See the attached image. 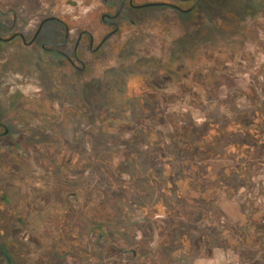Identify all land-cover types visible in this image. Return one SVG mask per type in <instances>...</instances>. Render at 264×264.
Instances as JSON below:
<instances>
[{
    "label": "rangeland",
    "instance_id": "rangeland-1",
    "mask_svg": "<svg viewBox=\"0 0 264 264\" xmlns=\"http://www.w3.org/2000/svg\"><path fill=\"white\" fill-rule=\"evenodd\" d=\"M120 1L0 0V22L100 38ZM243 1L214 20L126 9L104 53L82 50L85 75L0 43L1 116L23 141L0 143L13 264H264V0Z\"/></svg>",
    "mask_w": 264,
    "mask_h": 264
},
{
    "label": "flooded vegetation",
    "instance_id": "flooded-vegetation-1",
    "mask_svg": "<svg viewBox=\"0 0 264 264\" xmlns=\"http://www.w3.org/2000/svg\"><path fill=\"white\" fill-rule=\"evenodd\" d=\"M205 2L206 0H173V2L158 1L138 4L137 0H121L115 13H104L101 15V22L104 29L107 28L105 34L99 38L91 31L84 29L79 32L74 42L73 38H70L69 24L61 18H59L60 20L51 19L56 16L43 19L36 32L28 38L20 31H13L14 24L9 25V23L0 22V28L6 33V36H0V43L9 44L14 39L21 40L22 44L26 47H32L39 43V46L44 53H48L55 57L52 58L51 63L56 66V68L58 65L64 64L67 67L68 72L71 73V76L85 75L89 70V63L84 60L82 50L88 52L91 56H95L99 52L104 53L108 41L119 32L120 22L123 20V13L126 9L131 16H134L136 14L135 12L138 10L150 7L167 8L175 12L190 14L199 9ZM131 16H128V18H132ZM49 21L56 22L64 29V36L62 39L46 40L43 38V28L46 25V22ZM130 21H132V19ZM133 22L134 21H132V23ZM66 26L69 28L67 39ZM109 34L111 35L107 37ZM106 37L107 39H105ZM180 49L182 48L180 47ZM1 110L2 109L0 108V143L2 142V144H5L6 146H15L16 144L21 145L23 141L16 139L13 144L12 140L9 139L11 130L10 124L2 118L1 115L3 112ZM28 126H30V124L26 122L17 124V127L22 131L27 130ZM0 257H2L3 264H9V262L10 264H13L11 256L5 251L0 250Z\"/></svg>",
    "mask_w": 264,
    "mask_h": 264
},
{
    "label": "trees",
    "instance_id": "trees-1",
    "mask_svg": "<svg viewBox=\"0 0 264 264\" xmlns=\"http://www.w3.org/2000/svg\"><path fill=\"white\" fill-rule=\"evenodd\" d=\"M237 2L240 5L239 6L240 10H244L246 8V4L244 3L243 0H214L213 2H211L214 4H211L210 8H206L207 4L205 2L204 4L201 5L202 6L201 7V15L206 14L207 18H211L214 20L215 16L219 14L218 12H221V10H223L224 8H227L228 6H231V5H233V3H237ZM261 3H262V0H257L255 4H256V6H260ZM212 8H215V10H212ZM208 9L209 10L211 9V10L209 11ZM211 11H217L218 14H216V13L214 14Z\"/></svg>",
    "mask_w": 264,
    "mask_h": 264
},
{
    "label": "water",
    "instance_id": "water-1",
    "mask_svg": "<svg viewBox=\"0 0 264 264\" xmlns=\"http://www.w3.org/2000/svg\"><path fill=\"white\" fill-rule=\"evenodd\" d=\"M51 19H55V20H60L59 18H57V17H53V18H51ZM69 28H68V26H66V39H67V36H68V30ZM40 30V29H39ZM39 30H38V32H39ZM111 34H109L107 37H109ZM107 37L105 38V39H107ZM9 264H10V262H9Z\"/></svg>",
    "mask_w": 264,
    "mask_h": 264
}]
</instances>
